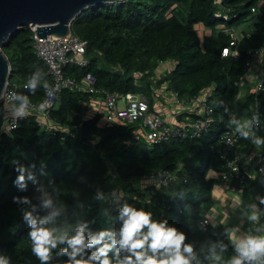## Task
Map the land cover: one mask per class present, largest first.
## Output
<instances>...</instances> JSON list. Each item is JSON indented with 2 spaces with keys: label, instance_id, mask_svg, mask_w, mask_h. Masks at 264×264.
<instances>
[{
  "label": "trees",
  "instance_id": "trees-1",
  "mask_svg": "<svg viewBox=\"0 0 264 264\" xmlns=\"http://www.w3.org/2000/svg\"><path fill=\"white\" fill-rule=\"evenodd\" d=\"M263 1L120 0L91 6L79 14L71 30L87 42L88 63L85 67L67 65L66 75L80 79L90 73L99 89L118 95L143 93L151 106L160 88L194 97L211 87L214 120L199 136L147 145L137 138L135 123H104L99 113L88 112L91 94L69 88L61 90L49 111L51 128L32 113L20 117L16 127L4 130L1 113L0 254L11 257V264H40L31 253L21 210L35 205L33 214L40 217L59 211L48 227L74 229L78 221L88 219L95 230L108 226L104 213L115 216L120 203L110 201V194L119 188L121 203L126 199L156 216H167L187 233L186 242L193 244L195 253L190 264H226L235 254L225 236V228L231 225L216 224L208 216L212 191L220 180L215 175L228 171L217 151L230 114L258 118L253 134L244 138L238 133L239 152L255 150V137L264 138V75L257 92L240 85L246 62L264 42V5L252 11ZM198 24L205 28L202 36ZM225 27L239 30L235 58L221 55L230 40ZM32 35L30 26H23L2 49L11 65L9 83L16 85L17 96L37 103L51 78L35 54ZM165 61L173 66L160 68ZM33 79L36 88L30 90L26 84ZM17 164L26 169L23 189L13 183ZM161 169L184 175L186 182L167 189L152 187V194L146 193L140 180ZM255 177L246 176L243 183L232 177L230 184L240 190L244 204L255 203L264 211L260 204L264 178ZM13 196H27L31 203L13 201ZM46 199L52 201L50 207L42 206ZM221 244L228 247L222 249ZM60 247L64 245L51 250L53 255L44 264H62L68 259L55 255ZM214 255L221 260L214 261Z\"/></svg>",
  "mask_w": 264,
  "mask_h": 264
},
{
  "label": "built area",
  "instance_id": "built-area-1",
  "mask_svg": "<svg viewBox=\"0 0 264 264\" xmlns=\"http://www.w3.org/2000/svg\"><path fill=\"white\" fill-rule=\"evenodd\" d=\"M219 3L221 0H214ZM264 5L252 8L253 12L259 11ZM225 19V16L223 17ZM33 47L36 56L47 66L51 81L44 85V97L40 102L29 103L23 115H19L16 109L20 103L17 101L16 85L7 83L0 96V114L5 117V129L16 127L18 119L22 116L35 114L39 122L47 127H53V123L48 119L49 111L54 107L60 92L64 88L86 90L91 94L89 114L99 113L104 123H135L136 136L140 137L147 145L166 142L175 138L195 137L207 131L214 120V107L209 102L211 87L203 89L194 97H181L175 92H169L171 103L176 107L187 106L185 109L176 110L173 113V122L166 118L155 107L156 97L164 89H158L155 100L151 106L150 101L143 93L127 92L118 95L105 89H99L96 85L95 77L86 73L82 78L68 76L64 72L67 65L85 67L88 63L86 57L87 42L77 34L70 32L65 36L52 38L47 35L45 38L38 37L34 33L33 26ZM224 32L230 37L228 45L222 48L221 55L237 57L238 51L235 48L239 32L237 29L225 27ZM248 33V32H247ZM264 42L260 48L252 53L251 58L246 62L243 77L240 85H247L251 92H257L262 85L264 75ZM161 66L169 68V62H162ZM165 91V90H164ZM246 116L239 120L236 114H230V122L225 124L222 134V147L217 151L221 159L227 162L228 171L216 173L226 187L231 188L240 197L241 192L230 184L234 177L239 183H243L246 176H261L264 178V146L260 150H245L239 152L237 145L239 135L236 125L231 121L236 119L243 121L251 119ZM224 119V117H220ZM256 123L249 126L248 131L253 134ZM76 128V126H73ZM111 173V170H110ZM212 173V172H211ZM213 174V173H212ZM114 179V175H112ZM186 182L184 175L178 176L175 171L161 169L153 171L140 180L141 188L148 194H152V187L169 188L176 183ZM121 191L115 188L110 194V201L121 203ZM207 222V220H205ZM218 224V223H216Z\"/></svg>",
  "mask_w": 264,
  "mask_h": 264
},
{
  "label": "clouds",
  "instance_id": "clouds-1",
  "mask_svg": "<svg viewBox=\"0 0 264 264\" xmlns=\"http://www.w3.org/2000/svg\"><path fill=\"white\" fill-rule=\"evenodd\" d=\"M26 87L30 90L36 88V81L30 80ZM21 101L16 109L19 115H23L29 104L27 96L20 95ZM236 130L241 136L247 138L252 123H257L258 118L254 114L252 118L245 119L243 123L233 119ZM256 145L264 144V138L255 137ZM18 172L14 184L23 189L25 184V168L17 164ZM29 179H33L29 173ZM256 179V177H253ZM135 199V197H133ZM13 201L30 204L27 196H13ZM236 203H240L239 197ZM260 204H264V197L260 198ZM52 201L46 199L43 207H50ZM247 219L256 225L254 230L241 232L239 226L225 228V236L231 244L234 255L229 257L226 264H264V225H258L259 213L255 211L257 205L251 204ZM22 218L27 222V237L31 244V253L34 254L40 264L49 261L57 249V256H67L62 264H190L195 258L193 244L186 242L187 233L170 223L167 216H156L145 207L129 203L126 199L119 204L113 217L110 213H104L108 226L93 230L90 221L84 219L78 221L74 229L68 227L59 229L48 227L49 220L59 215V211H53L48 216L34 215L35 205L31 209H24ZM228 244H221L226 249ZM220 255H214V261H220ZM0 264H11V257L0 254Z\"/></svg>",
  "mask_w": 264,
  "mask_h": 264
},
{
  "label": "water",
  "instance_id": "water-1",
  "mask_svg": "<svg viewBox=\"0 0 264 264\" xmlns=\"http://www.w3.org/2000/svg\"><path fill=\"white\" fill-rule=\"evenodd\" d=\"M120 0H0V96L11 75L2 47L23 26H33L38 37L72 32L71 22L87 8Z\"/></svg>",
  "mask_w": 264,
  "mask_h": 264
},
{
  "label": "crops",
  "instance_id": "crops-1",
  "mask_svg": "<svg viewBox=\"0 0 264 264\" xmlns=\"http://www.w3.org/2000/svg\"><path fill=\"white\" fill-rule=\"evenodd\" d=\"M162 68H164V66ZM241 86L243 88L245 85L241 83ZM159 93L160 96L156 97L155 100V107L167 121L173 122V113L176 110L185 109L187 106L176 107L173 103H171V96L169 92L163 90ZM242 118L243 116L240 117V119ZM212 194L213 205L208 215L211 221L214 223L230 224L231 228L239 226L241 232L254 230L256 225H253L252 221L247 219L248 213L253 209L244 204L241 198L236 195L231 188L226 187L221 181H218L213 188ZM237 197H239L240 203H236ZM255 211L259 213V221L257 224L264 225V211L258 208H256Z\"/></svg>",
  "mask_w": 264,
  "mask_h": 264
},
{
  "label": "rangeland",
  "instance_id": "rangeland-1",
  "mask_svg": "<svg viewBox=\"0 0 264 264\" xmlns=\"http://www.w3.org/2000/svg\"><path fill=\"white\" fill-rule=\"evenodd\" d=\"M247 24V22L245 23V25ZM219 26V25H218ZM196 28L198 29V34H199V36H202L203 35V31H205V28H204V26L202 25V24H198V25H196ZM238 30V29H237ZM239 31V30H238ZM263 57H264V53H263ZM170 66L172 67L173 66V62H170ZM163 66H161L160 68H162ZM159 68V67H158ZM160 96V94L158 95V97ZM149 98H151V96L149 97ZM152 98H153V96H152ZM244 118V117H243ZM242 118V119H243ZM239 120H241L240 119V117H239ZM241 123H242V121H240ZM254 147V149L256 150L257 149V147L259 146V145H256L255 143H254V145H253ZM210 174H211V172H210ZM140 186V185H139Z\"/></svg>",
  "mask_w": 264,
  "mask_h": 264
}]
</instances>
